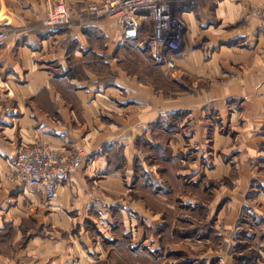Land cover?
I'll return each instance as SVG.
<instances>
[{"label": "crops", "instance_id": "obj_1", "mask_svg": "<svg viewBox=\"0 0 264 264\" xmlns=\"http://www.w3.org/2000/svg\"><path fill=\"white\" fill-rule=\"evenodd\" d=\"M57 1L69 6L73 23L47 28L43 22ZM93 1L98 0H0V26L9 29L0 41V231L12 226L14 192L63 219L60 213L67 209L81 215L89 209L90 215L108 207L123 210L112 195L131 189L133 159L143 153L135 142L141 138L195 146L191 177L196 181L205 172L209 182H220L219 192H235L240 208L264 218V22L251 13L264 0L175 1L174 12L187 31L171 74L197 83L180 96L156 88L149 75L152 58L135 40L121 43L117 20L83 11ZM170 125L174 133L166 129ZM39 140L62 152L84 144L90 154L88 166L64 179L51 197L5 184L17 151ZM110 145L123 148L125 173L106 171ZM232 175V187L222 184ZM92 182L103 187L100 196ZM230 195L225 197L231 200ZM131 199L133 211L152 224L144 202ZM110 214L104 213L111 228ZM65 223L71 224L68 218Z\"/></svg>", "mask_w": 264, "mask_h": 264}, {"label": "rangeland", "instance_id": "obj_2", "mask_svg": "<svg viewBox=\"0 0 264 264\" xmlns=\"http://www.w3.org/2000/svg\"><path fill=\"white\" fill-rule=\"evenodd\" d=\"M59 2L60 1H57L53 4ZM147 22L150 23V19H147ZM3 28L6 27L3 26ZM6 30H8L9 36V29L6 28ZM152 62L153 61L150 59V80L152 78L154 79L155 86L158 90L165 92L171 91L173 94L180 96L182 91L191 92L196 88L194 86L197 84L196 79L193 77L186 82H182L180 78H173L171 73L175 69L169 72L166 71L164 67L156 65L155 74H153ZM140 73L143 79L147 78L146 70L141 69ZM199 84L202 85L203 82L201 81ZM176 95L174 97H176ZM161 136H163V134ZM191 146L172 144L171 147L173 148V154L181 157L174 169H177V167L179 168L181 164V172L188 173L187 175L192 176V172H194L195 169L194 160L196 152H191L195 150V146ZM161 147L160 149H155L150 146H143V153H140V155H142V162L147 165L152 172L154 171L153 173L155 175L157 174L156 176L158 178L161 176L160 172H163V170L169 166L167 157L161 156L167 145L164 144ZM146 155L150 156L152 165L147 164L145 161ZM88 163H86V167ZM203 166L205 165L203 164ZM186 167H188L189 170L185 171ZM205 174L204 172L200 183H198L196 187H201L203 192H206V190L208 192L206 186L210 182ZM233 178L235 177L225 178L221 180V182L224 185L232 187L233 184L231 179ZM218 183L220 182L214 183V187H210L209 189V192L211 191L214 193V198L209 203L211 212L207 220H201L198 213L192 209H188L187 211L183 210L178 215L173 212L175 218L179 216L182 218L181 222L174 219L176 222L175 225L179 230L196 228L197 230H203L206 235H194L187 239H179V242L173 245H171V243L168 245V242L175 240L174 238L169 239L168 242H160L159 239L155 237L154 241L152 240L153 238H149L145 241L146 244H150L152 248H161V250H159L161 253L153 257L152 264H185L189 257L193 260L190 264H235L234 257L231 255V249L234 244L231 233L236 229L243 207L240 208L238 206V200H233V198L236 197L235 192L233 193L229 189H226L225 192H219L218 187H216ZM5 184H7V181ZM8 185L10 184L8 183ZM91 186V190L100 196L99 189L103 188L100 186V183L97 185V183L92 182ZM196 187H194V190L197 192L199 188ZM125 190L127 191L126 193L112 195L115 200H120L116 207L119 208L120 203H124L123 210H113L111 207H108L104 213L109 214L110 212V217L114 219L117 224H121L124 218L127 222L126 226L133 229L135 243H137L142 240L147 233L143 225L145 219L141 216V213L133 211L130 206L131 204L129 202L132 200V197L134 198L133 191H131V189ZM194 190H189L190 193L188 192V195H195ZM18 193L14 192V197L11 200L12 208L9 218L13 222L12 226L6 225V227L0 231V253L1 256H3L2 253H5L6 264H151L147 260L141 259L144 257H134L129 252L128 258H125L122 252L115 250L111 244L106 243L101 236H97V233H94L96 232L94 228L97 224L101 229L105 228L107 231L111 230L109 224L105 220L107 215H104V213L102 214L101 210H97L93 215H90L91 210L89 209L87 214L83 212L81 215L78 209H62L63 211L60 213V216L63 215L71 222V224H67L65 223V218L57 217V211L42 208L40 206L41 204L28 200L26 197L22 199L18 198ZM228 194H232L230 195L231 200L225 197ZM109 195L110 194H108V196ZM153 205L155 206V204ZM223 206H225V208H222ZM157 208L159 207L157 206ZM247 208L250 209L248 206ZM238 210L239 214L236 218L234 215ZM163 211L164 210H161L160 214L154 213L151 210H146L145 212L150 216V221L153 224H159L161 220L164 219V215L161 213ZM53 212L55 214H52ZM115 212L119 215L117 218L114 216ZM248 214L249 211H246L244 217L254 222L252 218L248 217ZM86 215L91 217L89 218ZM85 217L87 218L84 220L83 218ZM128 218L131 220H128ZM101 222L105 224L106 227H104L105 225L103 224L102 226L100 224ZM139 228L141 231H139ZM250 228L255 234L252 240L247 241L250 247L239 249L237 252L239 254H242V252L243 254L252 252L254 255V252L256 253V251L261 250L264 255V220L261 221L259 225L252 224ZM175 231L177 230H174V232ZM170 250H177V252L176 254L170 253ZM258 257L259 256H254V260L249 264H261L263 261L259 260ZM1 258L3 259V257ZM121 259L123 261H121ZM197 260L203 261L197 262ZM0 264H3V260L0 261Z\"/></svg>", "mask_w": 264, "mask_h": 264}, {"label": "built area", "instance_id": "obj_3", "mask_svg": "<svg viewBox=\"0 0 264 264\" xmlns=\"http://www.w3.org/2000/svg\"><path fill=\"white\" fill-rule=\"evenodd\" d=\"M175 1L98 0L86 4L83 11L91 13L95 19L117 20L121 25L119 39L122 44L128 40H139V49L148 51L155 63L170 72L178 65L177 55L183 50L187 31L185 20L174 12ZM251 13L264 22V6L254 7ZM148 17L152 20V27L145 30L143 23ZM72 23L71 9L65 2H59L51 5L43 26L57 28ZM7 37L8 30L1 25L0 41ZM89 155L84 144L62 152L39 140L17 151L6 181L23 189H36L51 197L64 179L89 162Z\"/></svg>", "mask_w": 264, "mask_h": 264}, {"label": "trees", "instance_id": "obj_4", "mask_svg": "<svg viewBox=\"0 0 264 264\" xmlns=\"http://www.w3.org/2000/svg\"><path fill=\"white\" fill-rule=\"evenodd\" d=\"M147 19H150V23L147 22ZM147 19L144 20L143 23L145 26V30H148L151 27L152 23L150 17H148ZM135 42L138 45L139 40H135ZM144 53H147L149 57L152 58L148 51H144ZM151 61H153V59H151ZM156 65L158 64L154 61L151 63L153 74H155ZM162 119L163 118L159 119V124H162ZM166 129L174 133V127L172 125L167 126ZM165 143H163V141H161L160 139H157L154 142H149L147 140H142L141 138L138 139L137 142H135V145L138 149L141 150H144L143 146H150L155 149H160L162 148L161 146ZM166 145L167 147L165 148V151L163 150V154L161 156L167 157L169 166L165 168L163 172H160V178H158L152 171L146 170L142 164V158L139 155H136L133 159V170L135 172V175L129 185L131 189L135 186L136 192H133L135 199L144 202L147 209L157 214H160V211L164 210L163 212H161L162 215H164V219L161 220V223H143L147 233L143 237V239L137 243H135L133 229L127 227L125 225V221H123L122 223L120 222L121 224H117L116 221H113V223L111 224L109 235L103 232L98 224L94 228L96 231L94 233H97V236H101L102 239L105 240L106 243L111 244V246H113L115 250L122 252L123 255H125V258H128V255L130 253L134 257H144L141 259L147 260L149 263H151L153 261V257L161 253L159 252L161 248H152L150 244H146L145 241L149 238H158L160 242H168L169 239L174 238L175 240L168 242V245H170L169 243L173 245L179 242V239H187L194 235H206L204 234L205 232L203 230H197L196 228L179 230L175 225L176 222L174 219H177V221L181 222L182 218L180 216L178 218H175L173 216V212L178 215L183 210L187 211L188 209H192L198 213V216L201 220H207L211 212L209 203L214 198V193L211 191L209 192V189L210 187H214V183L212 182L211 184L210 182L207 184L206 188H208V192L207 190L206 192H203L201 187H196L198 186L197 184L200 183V180L202 178L200 177L195 181L194 178L191 177V175H187L188 173L181 172V164L179 165V168L177 167V169H174L181 157L175 156L172 152L173 148L169 147L167 143ZM107 150L110 156L108 158V167L106 171L109 172L115 170L125 173L128 167V161L126 156L124 155L123 148H117L113 145H110L107 146ZM145 161L147 162V164L152 165L150 156L146 155ZM194 187L199 188L197 192L194 190ZM189 190H194L195 195H188L190 193ZM153 204H155V206ZM157 206L159 208H157ZM246 211H249L248 217L252 218L255 223L249 221L248 218L244 217ZM114 216L117 218L119 215L117 212H115ZM263 220L264 218L255 214L252 209L243 207L241 216L236 225V229L231 233L234 241L231 249V255L234 257L235 264H249L254 260V256H259L258 259L263 261L261 264L264 263V255L262 254L261 250L256 251V253L254 252V255L252 254V252H247V254H243L242 252L243 255L237 252L239 249L250 247L247 241L252 240V238L255 236L250 227L252 226V224H261V221ZM174 230L177 231L174 232ZM105 242L104 244L106 245ZM176 252L177 250H170V253L176 254ZM121 261L123 260L121 259ZM191 261L193 260L189 257L186 260L185 264H190ZM198 261L203 260H197V262Z\"/></svg>", "mask_w": 264, "mask_h": 264}]
</instances>
